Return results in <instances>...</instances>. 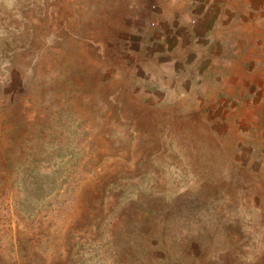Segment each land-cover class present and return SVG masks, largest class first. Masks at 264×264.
Masks as SVG:
<instances>
[{
	"label": "rangeland",
	"instance_id": "obj_1",
	"mask_svg": "<svg viewBox=\"0 0 264 264\" xmlns=\"http://www.w3.org/2000/svg\"><path fill=\"white\" fill-rule=\"evenodd\" d=\"M193 7L0 0V264H264L261 91Z\"/></svg>",
	"mask_w": 264,
	"mask_h": 264
},
{
	"label": "crops",
	"instance_id": "obj_2",
	"mask_svg": "<svg viewBox=\"0 0 264 264\" xmlns=\"http://www.w3.org/2000/svg\"><path fill=\"white\" fill-rule=\"evenodd\" d=\"M189 1L193 14L185 17L195 23L188 30L199 45L203 76L214 74L215 90L232 92L241 85L248 95L250 84L261 100L254 96L245 103L264 107V0Z\"/></svg>",
	"mask_w": 264,
	"mask_h": 264
}]
</instances>
